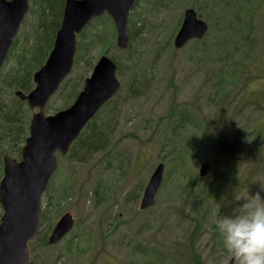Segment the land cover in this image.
Instances as JSON below:
<instances>
[{"label": "rangeland", "instance_id": "obj_1", "mask_svg": "<svg viewBox=\"0 0 264 264\" xmlns=\"http://www.w3.org/2000/svg\"><path fill=\"white\" fill-rule=\"evenodd\" d=\"M225 1L137 0L128 29L134 35V69L139 68L149 88L139 98H130L129 79L119 76L123 88L106 113L114 125V147L85 163L59 155V169L43 202L41 237L46 241L33 244L31 264H223L227 256L213 212L232 215L238 197L264 189V0H232L233 9L225 8L223 17ZM35 6L30 0L32 12L0 71V83L14 73L19 57L30 59L47 51L51 31L45 37L49 24L40 26ZM188 8L209 24L205 38L210 46L222 40L218 37L227 39L218 56L202 53L196 41L175 48ZM246 21L252 23L244 32L242 53L234 60H219L237 46L228 40L230 22L240 26ZM92 29H102L113 44L94 42L95 48L80 62L76 55L67 87L62 84L53 95L46 114L74 102L69 92L83 89L90 65L102 55L126 62L128 54L117 45L113 22L95 21ZM15 93L5 89L4 97L11 101ZM35 111L30 110V122ZM187 113L188 125L182 119ZM226 159L230 167L223 166ZM160 163L165 173L156 204L142 211L144 190ZM204 163L213 169L202 178ZM3 212L0 204V221ZM66 213L75 219L73 230L60 243L48 244L53 227Z\"/></svg>", "mask_w": 264, "mask_h": 264}, {"label": "water", "instance_id": "obj_2", "mask_svg": "<svg viewBox=\"0 0 264 264\" xmlns=\"http://www.w3.org/2000/svg\"><path fill=\"white\" fill-rule=\"evenodd\" d=\"M137 0H66L61 27L46 63L34 74L35 88L28 94L17 91L16 96L26 102L32 116L30 135L22 149L21 160L4 157V175L0 182V204L4 215L0 224V264H28L31 243L39 235L44 197L50 181L59 168L58 154L68 155L87 125L97 116L123 87L118 66L108 55H102L82 91L66 109L46 115L51 97L72 73L78 47V35L98 17L108 13L117 31V45L129 48V15ZM29 0H0V70L17 37L26 14ZM209 24L188 8L174 39L177 50L193 39H203ZM210 163L201 166L199 175L207 176ZM165 164L160 163L144 190L141 210L156 204L163 183ZM75 225L70 213L57 222L48 243H59Z\"/></svg>", "mask_w": 264, "mask_h": 264}, {"label": "trees", "instance_id": "obj_3", "mask_svg": "<svg viewBox=\"0 0 264 264\" xmlns=\"http://www.w3.org/2000/svg\"><path fill=\"white\" fill-rule=\"evenodd\" d=\"M33 2L36 4L33 10H37L40 14V26L46 25V21L49 24L48 28L45 31V37H47L48 31H51V37L46 43V53L42 54L43 52L41 51L39 55L30 59H26V55H22L18 59V65L14 73H12L5 82L0 83V174L2 170L1 162H3L2 157L5 154H9L12 155V157L14 158L21 159V151L23 146L25 145L26 139L29 136L30 132V110L26 107L25 102H23L19 98H13L11 101L10 97L6 99L4 97V90L9 89L11 95H13V93L16 91H23L24 93H29L33 89V75L38 69H40L44 65L49 55V52L52 50L56 33L61 27V22L63 18L65 0H33ZM225 8L233 9V1H225L224 10L221 9L223 17L226 16ZM250 10L251 9L248 8L247 12L249 13ZM30 12H32V9H30ZM104 19H107L112 22L111 18L107 15L98 18L95 21H103ZM251 23L252 21H246V23H242L240 26H237L233 22H230L228 28H231L232 33L228 37V40L231 44H237V46L232 51H227L225 56L219 57V60H234L236 54L240 55V53H242V48L246 39L244 38V32L247 28V25ZM92 25L93 23H91L84 30V32L78 36V51L76 62H80L82 61V59L86 58L87 54L91 51V48H95L94 42H96L97 45L106 43L108 46H111L113 44V38L107 36L104 37L102 29L99 31H95L94 33V29L89 31V27ZM128 34L130 36V46L128 50L125 51L128 54L126 62L123 64L122 61L119 60L116 56H114L112 59L116 62L118 66V76L122 77L123 79H129L126 82V88L128 90L129 97L139 98L143 95V93L148 90L149 83L148 81L144 80L142 75H140L139 68L134 69L135 66L138 67V63L136 61L134 50L131 47V44L134 40L133 31L131 29H128ZM219 38L222 40L216 41L213 46H210V43H208V38L194 41L201 44L200 47H198L197 49L202 51V53L212 54L213 52H215L218 56V53H220L223 49L226 48V44H224V42L227 40L223 37H218V39ZM16 44L17 40L15 41L14 46H16ZM89 63L92 64L91 62ZM90 66L91 70H93L94 64ZM124 67L129 68V72H125ZM66 87L67 83H65V88ZM79 93V89H77L75 91L69 92L68 96L72 97L73 99L77 97ZM116 99L117 97L115 98V100L110 101L87 125L79 139L73 144L71 151L68 154L70 157H73L76 161L80 163H85L87 161H90V159L96 153L107 152L114 147L115 142L113 143L112 140L114 125L108 123L110 119L108 118V115H106V113L108 107L111 104L116 105ZM69 105L70 104L67 103V105L61 109L67 108ZM182 119L187 122V125L190 123V121L188 120V113L184 115ZM225 163L229 164V160H226ZM218 165L219 163H217V166ZM51 197L52 195L49 194L48 198ZM48 202H51V200L48 199ZM44 219L45 217L43 215V220ZM41 241L45 242L46 236L43 239L41 237Z\"/></svg>", "mask_w": 264, "mask_h": 264}, {"label": "clouds", "instance_id": "obj_4", "mask_svg": "<svg viewBox=\"0 0 264 264\" xmlns=\"http://www.w3.org/2000/svg\"><path fill=\"white\" fill-rule=\"evenodd\" d=\"M264 189L238 197L232 215L213 212L227 258L223 264H264Z\"/></svg>", "mask_w": 264, "mask_h": 264}, {"label": "flooded vegetation", "instance_id": "obj_5", "mask_svg": "<svg viewBox=\"0 0 264 264\" xmlns=\"http://www.w3.org/2000/svg\"><path fill=\"white\" fill-rule=\"evenodd\" d=\"M12 49V48H11ZM11 51V50H10ZM9 54H10V52H9ZM220 175V174H219ZM230 175H231V173H230ZM221 176V175H220ZM43 213L44 212H42V218H43ZM54 228H55V226L53 227V229H52V231H51V233H50V235L52 234V232H53V230H54ZM41 235H42V224H41V227H40V231H39V236H38V238H37V240L35 241V242H37V241H41ZM49 235V236H50ZM69 234H67L65 237H67ZM49 236H48V238H49ZM65 237L63 238V240L65 239ZM62 240V241H63ZM35 242H33L32 244H31V249H32V260H33V244L35 243ZM42 243H45V242H42ZM196 254V253H195ZM197 255V254H196ZM193 257H194V254H193ZM195 258V257H194ZM32 263V261L29 263V264H31Z\"/></svg>", "mask_w": 264, "mask_h": 264}]
</instances>
